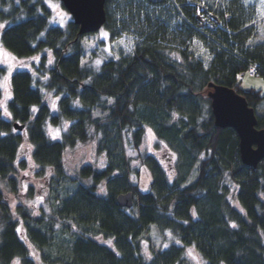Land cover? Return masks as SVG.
<instances>
[{
    "label": "trees",
    "instance_id": "trees-1",
    "mask_svg": "<svg viewBox=\"0 0 264 264\" xmlns=\"http://www.w3.org/2000/svg\"><path fill=\"white\" fill-rule=\"evenodd\" d=\"M106 11L108 35L115 37L120 25L137 43L131 53L97 65L83 62L89 34H79L78 25L48 27L46 0H0L4 48L16 60L40 58L41 66L9 75L0 68L11 89L0 109V264H36L30 244L43 252L56 247L60 264H184L190 248L204 264H264V159L257 168L241 161L239 138L233 128L215 125L208 95L212 82L235 89L255 109L264 104V91L243 90L238 79L253 67L264 77V42L246 44L257 9L244 0H106ZM197 14L207 18L206 27L199 28ZM195 40L212 56L208 64L191 47ZM48 91L60 94L57 112L46 101ZM63 121L66 131L51 138L46 125ZM14 122L25 128L15 130ZM146 127L178 160L171 179L157 156L141 155L153 177L142 191L131 182L139 169L125 153L123 131L139 149ZM258 127L264 115L258 114ZM92 142L97 165L82 166L79 178L68 176L66 150ZM25 144L51 193L46 207L33 212L19 205L15 216L2 184L19 193L16 176L28 167ZM129 191L134 206L121 207L117 196ZM153 226L171 233L158 251L146 238Z\"/></svg>",
    "mask_w": 264,
    "mask_h": 264
},
{
    "label": "rangeland",
    "instance_id": "rangeland-1",
    "mask_svg": "<svg viewBox=\"0 0 264 264\" xmlns=\"http://www.w3.org/2000/svg\"><path fill=\"white\" fill-rule=\"evenodd\" d=\"M46 2L49 6V9L51 10L48 27L52 25H58L66 28L68 22L70 21V19H72V17L67 9L63 6L61 1L46 0ZM244 2L246 3V5L255 7L257 9V18L254 24H252V36H250L246 44L254 45L257 42H264V5L261 4V0H244ZM216 20H218L217 25L223 26L220 19ZM200 23L202 24V26H204L205 21L201 17L197 20V24L200 25ZM6 24L7 22L3 23L0 20V63L6 68L7 73L23 69H28L35 72V67H41L39 65L40 58L34 57L30 59L14 60L9 57L8 51L4 48L1 42V29ZM106 30L107 29L105 28V26H103L97 33L85 36V38L83 39V43L86 47V52L83 60L84 63L92 62L93 64H96L97 60L102 61L103 59H107L109 57H119L122 54H129L131 53L134 45L137 43L136 36L132 33L125 32V29L120 25L117 28V35L115 37H110V34L104 36L103 34L107 33ZM43 35H45V31L42 32V36ZM121 40L124 41L123 44L120 43ZM100 41H103L104 43L100 44ZM191 47L193 48L195 54L203 59L206 64L211 61L212 56L208 52L207 48L204 47L202 41L199 42L195 40L194 43H191ZM201 49H204L206 51L201 52ZM52 62L53 60H51V63L47 62V64L50 66ZM45 69L47 70V67ZM0 87L2 89L0 109L3 110L7 107V102L11 96V89L6 76L0 77ZM240 87L243 90L254 88L264 91V77L252 73V70L245 72L241 76ZM59 96L60 94L55 95L53 91H48V94H46V101L50 103L53 112H57V99L59 98ZM256 112L260 115H264V104L258 105L256 107ZM67 127L68 121H63V123L58 126L48 123L46 125V130L51 138L59 139L61 137V132L66 131ZM129 137L130 135H128L124 130L123 138L125 143V153L128 158L133 159L131 161L133 167H137L139 169V173L131 172L130 174L131 182L134 185H137L142 191H148L150 189V184L153 179L152 173L147 166L141 164L142 157L148 154L155 155L161 160L163 165L168 168L171 179H174L176 177L175 162H177L178 160V154L174 148L163 147L162 145V147L157 146L158 141L156 138V134L152 128L146 127L142 139V144L140 145L139 149H135L128 145ZM29 150L30 146L28 144H25L22 149V155H24L23 157L27 158L28 167L27 169L19 172V174L16 176L20 186L19 193H12L9 187L2 184L4 198L15 216H17L15 212L16 207L19 205L28 206L33 212H38V208L40 206L46 207V199L51 193V189L47 187L48 183L46 182L45 184V176L41 177L35 175L37 169H33L32 166L37 167L38 165L35 164V160L31 154V150ZM199 157H206L205 152H202ZM96 159V143L92 142L88 144H77L74 147H69L64 155L65 172L70 177L79 178L82 166L86 164L97 165ZM193 176L194 172H192L189 181L193 179ZM63 184L68 189L67 182H64ZM31 186L33 191L32 196L29 195ZM101 189L102 188H100L99 191L102 193L103 191H101ZM231 190L232 194L234 195V185L232 186ZM235 203L240 208V205L237 202ZM22 226L23 224L20 222L18 228L20 229L22 228ZM146 238H148L147 240L151 244L154 251H158L160 248L165 247V245H169L171 240V236L169 235V233L164 236L163 234H160L157 228L154 226L151 227V229L148 231V233L146 234ZM58 241H60V239ZM192 250L193 257L195 258L189 257L186 253V262L184 264H198V262H200V264H204V260L199 255V253L194 248ZM30 254L33 259H35L36 264H60V262L55 261L56 258L60 257V251L56 247L53 250L46 249L43 252L40 251L34 244H30ZM43 254L47 255L48 259H43ZM16 260L19 259L13 260L11 264H13V262Z\"/></svg>",
    "mask_w": 264,
    "mask_h": 264
},
{
    "label": "water",
    "instance_id": "water-1",
    "mask_svg": "<svg viewBox=\"0 0 264 264\" xmlns=\"http://www.w3.org/2000/svg\"><path fill=\"white\" fill-rule=\"evenodd\" d=\"M79 27V34L97 32L107 22L106 0H61ZM214 123L221 128L232 127L239 137L241 161L257 168L264 159V128H258L254 107L246 97L235 89L222 84L209 83ZM24 124L14 123V128L23 130ZM117 202L121 207L134 205V193L119 194Z\"/></svg>",
    "mask_w": 264,
    "mask_h": 264
},
{
    "label": "snow or ice",
    "instance_id": "snow-or-ice-1",
    "mask_svg": "<svg viewBox=\"0 0 264 264\" xmlns=\"http://www.w3.org/2000/svg\"><path fill=\"white\" fill-rule=\"evenodd\" d=\"M18 2H19V0H17V3H18ZM261 4L264 5V0H261ZM103 35H104V36H107L108 34H107V33H104ZM120 43L123 44L124 41L121 40ZM204 51H206V50L201 49V52H204ZM209 58H210V57H209ZM50 63H51V61H50ZM100 63H101V61H99V60L96 61V64H97V65H99ZM44 79H47V77H44ZM109 102L111 103V101H109ZM173 115L175 116V114H173ZM149 131H151V130H149ZM26 174H27V173H26ZM101 191H103V189H101ZM40 199H42V198H40ZM193 215H195V212H194V211H193ZM233 226H235V225H233ZM169 235H171V233H169ZM108 243H111V241H109ZM165 247H167V245H165ZM145 253H146V255H147V248H145ZM187 255H188L189 257L195 258V257H193V250H192V249H188ZM149 258H150V257H149ZM13 264H19V260L14 261ZM198 264H200V262H198Z\"/></svg>",
    "mask_w": 264,
    "mask_h": 264
},
{
    "label": "flooded vegetation",
    "instance_id": "flooded-vegetation-1",
    "mask_svg": "<svg viewBox=\"0 0 264 264\" xmlns=\"http://www.w3.org/2000/svg\"><path fill=\"white\" fill-rule=\"evenodd\" d=\"M9 55V57L11 58V59H14V60H16L15 59V57H13L12 55H10V54H8ZM0 68H2L5 72L4 73H6V68L0 63Z\"/></svg>",
    "mask_w": 264,
    "mask_h": 264
},
{
    "label": "built area",
    "instance_id": "built-area-1",
    "mask_svg": "<svg viewBox=\"0 0 264 264\" xmlns=\"http://www.w3.org/2000/svg\"><path fill=\"white\" fill-rule=\"evenodd\" d=\"M204 20V19H203ZM205 21V20H204ZM200 27H202V24L200 23V25H199Z\"/></svg>",
    "mask_w": 264,
    "mask_h": 264
},
{
    "label": "bare ground",
    "instance_id": "bare-ground-1",
    "mask_svg": "<svg viewBox=\"0 0 264 264\" xmlns=\"http://www.w3.org/2000/svg\"><path fill=\"white\" fill-rule=\"evenodd\" d=\"M216 16V15H215ZM222 27V26H221ZM202 30H204V29H200V31H202Z\"/></svg>",
    "mask_w": 264,
    "mask_h": 264
}]
</instances>
